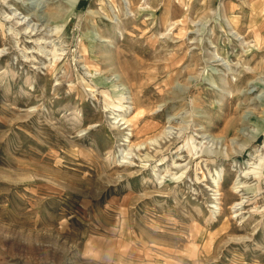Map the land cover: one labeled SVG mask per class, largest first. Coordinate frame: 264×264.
<instances>
[{
    "label": "rangeland",
    "instance_id": "rangeland-1",
    "mask_svg": "<svg viewBox=\"0 0 264 264\" xmlns=\"http://www.w3.org/2000/svg\"><path fill=\"white\" fill-rule=\"evenodd\" d=\"M0 264H264V0H0Z\"/></svg>",
    "mask_w": 264,
    "mask_h": 264
},
{
    "label": "bare ground",
    "instance_id": "bare-ground-1",
    "mask_svg": "<svg viewBox=\"0 0 264 264\" xmlns=\"http://www.w3.org/2000/svg\"><path fill=\"white\" fill-rule=\"evenodd\" d=\"M219 181V180H218ZM216 182V186H218L219 187V182ZM240 183V182H239ZM236 187V186H235ZM238 188V187H237ZM241 204H242V201H238V202H236V203H234V205H233V207L235 208V209H238V208H240L241 207Z\"/></svg>",
    "mask_w": 264,
    "mask_h": 264
}]
</instances>
